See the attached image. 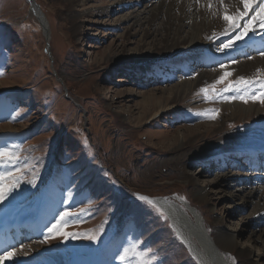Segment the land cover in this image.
Here are the masks:
<instances>
[{
  "label": "rangeland",
  "instance_id": "374dc122",
  "mask_svg": "<svg viewBox=\"0 0 264 264\" xmlns=\"http://www.w3.org/2000/svg\"><path fill=\"white\" fill-rule=\"evenodd\" d=\"M35 1L46 25L32 15L29 0H0V148L13 152L21 169L15 171L6 161L0 164V171H13L3 182L8 198L0 203V229L35 225L14 251H9L17 262L48 264V259L56 257L63 258L64 264H140L136 253L143 252L141 259L149 264H200L172 218L148 200H139L146 195L188 201L210 217L228 213L232 217L227 222H241L240 228L244 227L240 245L248 243L249 228L245 227L260 230L264 224L242 221L248 209L230 199L229 193H211L216 205L211 214L207 206L192 201L191 190L177 180L175 171L161 166V176L156 172L153 177L151 172L156 162L170 156L177 131L199 124L211 128L221 125L235 104L240 111L227 131L215 133L199 145H220L222 136L237 134L244 141L264 138V97L259 95V81L264 77H246L257 82L236 88L239 78L231 73L213 91L212 85L229 72L224 71L192 88L177 103L179 108L158 120H138L139 93L166 100V89L194 80L204 70L199 63L215 53L212 40L238 44L242 39L235 37L248 23L235 21L207 44L193 43L166 56L137 62L142 36L136 34L137 26L120 20L131 9H112L113 0H89L77 7L82 22L74 27L69 1ZM122 46L127 49L125 54ZM248 49L250 46L243 52ZM116 51L120 54L113 56ZM230 83L233 90L224 92ZM204 88L209 90L207 94ZM233 96H243L247 103L230 99ZM244 104H260V109L245 111ZM123 114L130 117L129 123L123 122ZM199 130L205 132L202 127ZM230 155L225 161L233 163L228 172L248 176L253 183L264 178V169L247 166L245 152ZM17 178L19 189L9 191ZM63 211L70 216L53 238L48 228ZM189 223L187 220L185 225ZM63 232L80 236L66 240ZM85 234L97 239L89 241ZM125 248L128 253L121 261L119 255Z\"/></svg>",
  "mask_w": 264,
  "mask_h": 264
},
{
  "label": "bare ground",
  "instance_id": "6f19581e",
  "mask_svg": "<svg viewBox=\"0 0 264 264\" xmlns=\"http://www.w3.org/2000/svg\"><path fill=\"white\" fill-rule=\"evenodd\" d=\"M64 1L70 2V15L73 25L79 27L82 21L80 10L77 7L87 4L89 0ZM113 1L112 9L113 7L119 8V6V9L124 7L120 11L131 9L120 20L131 22L133 27L137 26L136 34L142 36L141 43L137 46L139 56L136 59L137 62L166 56L193 43L197 45L207 44L215 35L224 33L231 24L237 21L226 22L223 19L225 13L235 17L239 15V12L244 11L242 0H222V2L221 0H143L144 4L142 0ZM30 7L32 15L46 25L41 9L35 0L34 2L30 1ZM262 8H264V0H252V5L247 14L238 21L244 20L247 23H254V30H250L249 34L242 38L238 44L223 51L218 49L222 47L224 42L212 40L211 42L216 48L215 53L208 58H202L199 63L204 67V70H201L194 80L192 78L174 88L166 89L169 95L171 94L166 100L148 92L139 93L142 100L138 104L141 109L138 120L143 119L145 120L144 123L158 120L163 114L179 108L177 103L183 100L185 94L190 92L192 88L214 79L215 76L224 71H229L235 78L264 77V27L260 26V17L257 16ZM246 46H250V49L245 53L243 49ZM121 51L125 54L127 52L126 47L122 46ZM117 54H120V51H116L113 56ZM222 64L226 67H221ZM142 70L146 71L145 67ZM149 106L152 107V110ZM231 107L234 108L233 112L224 118L221 125L211 128L205 124H199L194 127H185L184 131H177L178 137L175 136L170 144V156L164 162H156L151 174L154 177L157 172V176H161V166L170 171H175L177 180L191 190L192 201L201 207L207 206V211L211 214L215 213L216 206L212 202L211 193H221V191L225 194L229 193L230 199L238 200V204L241 203L245 209H248V214L243 217L242 221L246 220V224L249 221L255 225L264 224V178L258 177L253 183V180L248 176L228 172L229 167L233 164L232 161L225 163L226 158L230 157L231 153L239 152H245L247 157H252H249L251 160H256L259 154L264 153V138H250L244 141L245 138L242 140V136H238L236 133L237 135L222 136L221 141H219L220 145L209 144L208 146L205 145V148L200 146L201 141L211 139L215 133L222 134L227 131L231 121L237 119L240 106L235 104ZM244 109L245 111H259L260 104H244ZM150 110L151 113H149ZM129 120L130 117L123 114V122L127 124L130 122ZM199 127L204 128L205 132L200 131ZM224 146L227 149L224 150ZM220 160L223 161L220 162ZM212 168L213 171L211 172ZM218 169L220 171L215 172ZM256 184L258 185L256 186ZM151 201L172 218L175 227L180 231L200 264H234L233 259H236L240 264H264V227L260 230H255L256 228L251 226L245 227L249 228V235L246 236L248 243L240 245L239 236L244 232V227L240 228L241 222H227L226 219L232 217L228 213L215 214L213 217H210L209 214L206 216L199 208L182 199L157 197L152 198ZM232 207L235 209V205ZM188 212H191L192 215H189ZM235 212L237 213L238 209ZM187 220L190 222L189 226L185 225ZM189 231L192 233L189 234ZM193 234L198 236L200 244L195 241ZM4 241L0 238V254H3L0 264H19L16 257L8 254L9 251H14L19 241L15 246H9ZM22 264L37 263L33 261ZM48 264H64V261L63 258L51 257L48 259Z\"/></svg>",
  "mask_w": 264,
  "mask_h": 264
},
{
  "label": "snow or ice",
  "instance_id": "6c2138e0",
  "mask_svg": "<svg viewBox=\"0 0 264 264\" xmlns=\"http://www.w3.org/2000/svg\"><path fill=\"white\" fill-rule=\"evenodd\" d=\"M221 2H222V0H221ZM242 2L244 5V11L239 12V15L235 16V17L230 16L227 13H225V15L223 16V19L226 22L232 21V20L238 21L240 18H242L243 16H245L247 14L248 9L252 5V0H242ZM209 7H211V5H209ZM257 16L260 17V26L264 27V8H262L261 11L257 13ZM238 26H239L238 24L235 25V27H238ZM250 30H254L253 23H248L247 26L243 29V31L235 37V39L237 41L241 40L242 38H244L249 33ZM232 47H233L232 43H224L222 45V47H220L218 50L223 51L224 49H229ZM221 67H226V65L222 64ZM230 75H231L230 72H225L224 75L220 76L219 79L212 85V90L215 91L216 85L223 83L225 81V78L227 76H230ZM256 82L257 81L254 79H246L245 77H240L235 82V87L239 88L240 86H248V85H252ZM259 85H260V88L262 89V91L259 93V95L261 97H264V80H260ZM233 87H234V85L230 83L223 89V91L224 92L232 91ZM202 91L207 94L209 90L207 88H204V89H202ZM237 98L242 99V100H244L245 103H247V100H245L243 96H240V97L233 96L230 99H237ZM255 98L256 97L253 96V99H255ZM262 102H264V100H262ZM5 161L8 164L13 165V168L15 171H17V172L21 171V169L19 168L18 157H16L13 152H10L7 147L0 148V164H4ZM12 176H13L12 170H9L6 172L0 171V203H3L8 198L7 195L5 194V191H4V189L7 187V185H5L3 182L5 181V179L12 177ZM19 187H20V179L17 178L16 182L11 185V188L9 189V191L15 192L17 189H19ZM17 194L22 195V193H17ZM139 200H141V201L148 200V203H152V201L149 200L145 196H140ZM59 216H60L59 220H57L55 224H53L51 227L48 228V233L52 234L53 238H55L56 233L60 232L61 227L63 226L62 222L65 221L66 217L70 216V213L68 211H63L59 214ZM62 234L66 240L69 237H71V239L75 240L78 238V236H80L79 233L63 232ZM46 239H47V237L45 238V240ZM85 239H87L89 241H95L97 239V237L95 235L85 234ZM127 253H128V249L125 248L124 253L122 255H119V259L121 261H123L125 259V257L127 256ZM8 254L13 255L14 253L9 252ZM136 255H137V258L140 260V264H149V261L147 259H141L142 257L145 256V253L139 252V253H136ZM0 259H3V256H0Z\"/></svg>",
  "mask_w": 264,
  "mask_h": 264
},
{
  "label": "water",
  "instance_id": "95a60500",
  "mask_svg": "<svg viewBox=\"0 0 264 264\" xmlns=\"http://www.w3.org/2000/svg\"><path fill=\"white\" fill-rule=\"evenodd\" d=\"M29 1H31V2L33 1V2H34V0H29ZM39 9H40V7H39ZM145 197H147V198L150 199V200H151L152 198H154V199L157 198V197H150V196H145Z\"/></svg>",
  "mask_w": 264,
  "mask_h": 264
}]
</instances>
